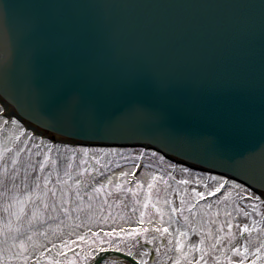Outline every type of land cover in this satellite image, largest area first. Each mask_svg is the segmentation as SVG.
Listing matches in <instances>:
<instances>
[{
  "label": "water",
  "instance_id": "95a60500",
  "mask_svg": "<svg viewBox=\"0 0 264 264\" xmlns=\"http://www.w3.org/2000/svg\"><path fill=\"white\" fill-rule=\"evenodd\" d=\"M6 4L17 24L0 29V100L28 126L151 147L264 193V0Z\"/></svg>",
  "mask_w": 264,
  "mask_h": 264
},
{
  "label": "rangeland",
  "instance_id": "374dc122",
  "mask_svg": "<svg viewBox=\"0 0 264 264\" xmlns=\"http://www.w3.org/2000/svg\"><path fill=\"white\" fill-rule=\"evenodd\" d=\"M3 108L0 264H85L105 248L145 264H264V198L248 187L150 148L55 141Z\"/></svg>",
  "mask_w": 264,
  "mask_h": 264
},
{
  "label": "snow or ice",
  "instance_id": "6c2138e0",
  "mask_svg": "<svg viewBox=\"0 0 264 264\" xmlns=\"http://www.w3.org/2000/svg\"><path fill=\"white\" fill-rule=\"evenodd\" d=\"M14 7L15 6L12 4L0 6V29H3L6 33L9 34L15 29L17 24ZM220 187H223V185H219L217 190H219ZM247 194L248 193H246V195ZM198 195H202V193H198ZM244 227L245 230L248 231L247 225H245ZM123 250V248L120 249V251ZM129 255H132V253L129 252ZM98 259L102 260V264H116V261L114 260L104 259L103 257H98ZM141 264H145V261L141 260ZM240 264H242V262H240Z\"/></svg>",
  "mask_w": 264,
  "mask_h": 264
},
{
  "label": "bare ground",
  "instance_id": "6f19581e",
  "mask_svg": "<svg viewBox=\"0 0 264 264\" xmlns=\"http://www.w3.org/2000/svg\"><path fill=\"white\" fill-rule=\"evenodd\" d=\"M115 176H117V175H115ZM109 260H114V261H116V262H123V263H125V264H129L128 262L123 261V260H121V259H119V258H117V257L111 258V259H109ZM86 264H92V263L88 262V263H86Z\"/></svg>",
  "mask_w": 264,
  "mask_h": 264
}]
</instances>
